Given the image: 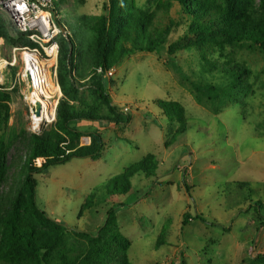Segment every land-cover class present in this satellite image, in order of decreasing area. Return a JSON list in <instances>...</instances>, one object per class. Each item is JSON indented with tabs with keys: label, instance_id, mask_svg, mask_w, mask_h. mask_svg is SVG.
<instances>
[{
	"label": "rangeland",
	"instance_id": "obj_1",
	"mask_svg": "<svg viewBox=\"0 0 264 264\" xmlns=\"http://www.w3.org/2000/svg\"><path fill=\"white\" fill-rule=\"evenodd\" d=\"M133 1L149 14L156 13L162 27L184 18L177 3L166 10L159 8V0ZM55 3L57 21L70 32L68 41L79 20L91 31L82 30V38L74 40L86 78L92 71L101 72V67L91 65L93 58L85 54L83 41L93 39L92 29L109 15L111 0ZM255 17L264 26V9L259 8ZM0 20L4 24L0 31L7 35L0 38V86L6 85L11 95L9 119L0 121V140L11 149L9 174L0 194L11 197L27 173L32 136L55 127L57 107L65 96L59 84L60 52L58 58L43 53L45 82L55 89L46 109L55 111L52 122L44 119L35 125L36 107L24 77L23 55L24 48L40 45L21 36L1 6ZM181 24L169 44L185 35L184 21ZM64 39L61 53L67 46ZM220 45L213 59L244 66L242 86L229 87L230 80L217 72L201 76L194 54L183 51L173 60L168 45L160 54H136L113 68L108 94L132 115V121L108 129L97 121L72 122L78 130H100L105 149L99 159L72 158L46 173H34L39 207L68 228L92 234L116 209L118 229L132 243L130 264H264V50ZM80 98L89 108L100 104L90 93ZM159 100L184 107L187 132L180 133L177 124L162 116L155 104ZM90 143L89 137L82 138L83 145ZM42 164L38 160L35 166ZM123 175L131 177L129 183H122ZM118 186L127 188L128 195H120ZM186 215L191 219L184 224Z\"/></svg>",
	"mask_w": 264,
	"mask_h": 264
},
{
	"label": "trees",
	"instance_id": "obj_2",
	"mask_svg": "<svg viewBox=\"0 0 264 264\" xmlns=\"http://www.w3.org/2000/svg\"><path fill=\"white\" fill-rule=\"evenodd\" d=\"M159 2L162 6L159 8L166 10L176 3L180 5L184 15L182 21L186 27L185 35L169 44L171 34L182 25V21L172 22L170 27H162L156 20V13L149 14L138 8L133 0H111L109 15L101 17L99 25L92 29L93 39L83 41L85 54L92 55L91 65L102 68L101 72L92 71L88 78L86 71L78 63L74 41L82 35V30L87 32L86 23L79 20L78 27L76 26L69 36L70 41L63 36L59 38V84L65 98L61 99L57 107L55 127L51 131L42 132L41 135L32 136L27 173L19 188L11 197L0 194V264H130L128 251L132 243L118 229L116 209L108 212L105 223L96 234L68 228L52 219L39 207L34 173H46L51 166L65 164L72 158L101 157L105 149L101 131L78 130L72 126V122L97 121L103 124L102 129H108L112 126L127 125L132 121V115L125 108L115 104L108 94L111 84L108 72L121 66L126 58L142 53L160 54L168 45L167 52L173 60L178 59L180 52H191L201 65V76L206 77L217 72L230 80L229 87L237 88L242 86L240 84L244 82L247 70L230 60L222 64L213 59L215 47L228 42L236 47L251 45L264 50V26L255 17L259 8L264 9V0ZM0 25L3 29L2 20ZM88 30L91 33L89 28ZM18 33L24 38L29 37L20 31ZM2 37L7 38V35L0 31V38ZM61 38H65L67 43L62 53ZM22 41L23 39H20L18 42ZM219 41L221 43H218ZM17 44L13 42L11 45ZM70 47L73 49L71 56ZM82 81L85 83L81 84ZM225 83L228 84L227 81ZM208 87L218 89L212 85ZM6 89V85L0 86L2 122L8 121L11 111V95ZM82 93H90L100 104L91 108L82 105ZM155 104L168 122L177 124L180 133L188 131L186 112L180 103L159 100ZM79 105L80 107H77ZM85 136L91 139L89 145L82 144V138ZM10 150V147L0 140V188L8 178L7 159ZM38 160L43 161L40 167L35 166ZM143 167L144 165L140 164L139 171ZM133 171L134 169H129V175L133 174ZM129 175L122 176V183H129ZM117 190L120 195H128V189L123 186H118ZM138 194L141 199L143 194L140 191ZM186 218L184 224L191 219L187 215Z\"/></svg>",
	"mask_w": 264,
	"mask_h": 264
},
{
	"label": "built area",
	"instance_id": "obj_3",
	"mask_svg": "<svg viewBox=\"0 0 264 264\" xmlns=\"http://www.w3.org/2000/svg\"><path fill=\"white\" fill-rule=\"evenodd\" d=\"M0 6L18 31L28 34L32 41L40 45V49L24 48L23 61L26 66L24 77L32 88L33 69L37 73L42 70L43 53L48 58H58L60 52L58 40L61 36L66 37L70 32L65 33L62 26L66 27L57 21L55 0H0ZM109 74L112 76L111 70ZM42 86L40 85L39 89Z\"/></svg>",
	"mask_w": 264,
	"mask_h": 264
},
{
	"label": "bare ground",
	"instance_id": "obj_4",
	"mask_svg": "<svg viewBox=\"0 0 264 264\" xmlns=\"http://www.w3.org/2000/svg\"><path fill=\"white\" fill-rule=\"evenodd\" d=\"M45 78L46 77H44L43 75V66H42V70H40L38 73L33 69V73H32L33 87L31 88V94H32L31 99H32V103L36 107L35 116H34L35 125H39L40 122L44 119H47V121L52 122L54 118L55 110L52 108V111L50 112L46 108H48V106L50 105V100L53 99L52 92L55 89L53 88L51 83H49L47 80L45 82ZM40 85H43L41 89H39ZM37 113H39L40 115L38 116Z\"/></svg>",
	"mask_w": 264,
	"mask_h": 264
},
{
	"label": "water",
	"instance_id": "obj_5",
	"mask_svg": "<svg viewBox=\"0 0 264 264\" xmlns=\"http://www.w3.org/2000/svg\"><path fill=\"white\" fill-rule=\"evenodd\" d=\"M62 28H63L64 32L67 33V29L64 28L63 26H62ZM29 80H30V78H29ZM37 114H38V116L40 115L39 113H37Z\"/></svg>",
	"mask_w": 264,
	"mask_h": 264
}]
</instances>
